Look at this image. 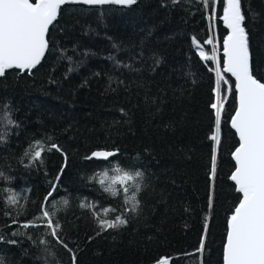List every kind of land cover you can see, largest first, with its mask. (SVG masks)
I'll list each match as a JSON object with an SVG mask.
<instances>
[{
    "label": "trees",
    "instance_id": "trees-1",
    "mask_svg": "<svg viewBox=\"0 0 264 264\" xmlns=\"http://www.w3.org/2000/svg\"><path fill=\"white\" fill-rule=\"evenodd\" d=\"M241 5L254 70L264 77V0ZM223 7L217 0L212 19L211 7L200 0L66 4L50 27L41 64L31 74L10 70L0 77L2 264H72L45 229L21 227L40 215L61 169L53 219L78 264H155L161 256L174 258L172 264H198L200 254H184L195 253L205 233L204 264H220L226 218L239 197L228 178L237 141L228 125L234 94L222 113L213 178V74L192 38H207V17L220 48ZM35 141L59 150L33 161L26 153ZM96 148L118 155L111 163L88 159ZM117 168L143 173L134 211L123 191L112 196L104 190L110 180L99 183L105 171L110 178ZM12 193L18 194L16 205L7 204ZM63 199L67 206L59 203ZM118 215L128 223L97 235L98 219Z\"/></svg>",
    "mask_w": 264,
    "mask_h": 264
},
{
    "label": "snow or ice",
    "instance_id": "snow-or-ice-1",
    "mask_svg": "<svg viewBox=\"0 0 264 264\" xmlns=\"http://www.w3.org/2000/svg\"><path fill=\"white\" fill-rule=\"evenodd\" d=\"M136 2L137 0H0V77H5L10 70L31 74L41 64L50 47V27L57 21L63 5L130 6ZM177 2L178 0H173V3ZM200 3L206 9L211 7L210 18L214 19L217 0H200ZM220 19L228 30L222 42V58L218 47L219 41L215 36H210L203 42L193 37L192 43L203 61L214 62L212 70L216 77V99L210 107L215 114V130L209 137L215 145L211 156L213 178L216 175L217 152L221 145L222 113L225 110L227 97L235 94L234 114L230 118V126L238 137V146L231 153L235 163L234 171L229 178L234 182L235 190L240 194V198L227 220L222 259L223 264H264V77L258 78L254 70L241 0H225ZM203 45L212 46L210 54L204 50ZM226 74H230V77ZM230 78H234V81ZM222 85L226 86L223 94ZM8 123L14 122L9 119ZM53 148L59 150L55 144L46 146L43 141H35L26 155H31L33 161H42V154ZM117 155L118 150H98L92 152L87 158L103 159L111 163L109 158H115ZM116 171L118 174L110 178L105 171L99 183L104 185L106 180H110L104 190L112 196L123 191L125 202L130 200L134 211L139 203L136 193L140 191V184L137 178H142L143 173L138 170L132 173L120 168ZM62 175L63 169L50 183L49 191L42 202L40 215L33 221L25 222L21 227L45 229L71 254L72 264H78L75 251L69 248L60 237L59 221L53 219L55 212L52 209L58 203L54 193L59 191ZM129 183L132 184V189L129 188ZM8 191L11 192V189ZM130 191L132 194L129 197ZM17 203L18 194L12 193L8 197L7 204L16 205ZM59 203L67 206L68 201L63 199ZM81 207H89V205L82 203ZM16 223L17 221L13 219V224ZM127 223V219L120 215L114 220L98 219L97 235ZM16 234L13 233V235ZM205 239L206 233L196 252L184 255L198 253L200 254L198 264H204ZM9 243L14 244L16 241L12 240ZM40 243L47 242L41 239ZM173 259L162 257L157 259L155 264H172ZM0 264H2V258H0Z\"/></svg>",
    "mask_w": 264,
    "mask_h": 264
},
{
    "label": "water",
    "instance_id": "water-1",
    "mask_svg": "<svg viewBox=\"0 0 264 264\" xmlns=\"http://www.w3.org/2000/svg\"><path fill=\"white\" fill-rule=\"evenodd\" d=\"M67 5H82V4H67ZM83 6H86V7H90L89 5H83ZM112 6H115V7H129V6H119V5H112ZM131 6V5H130ZM224 6H225V0H224ZM222 14H223V10H222ZM222 14H221V16H222ZM222 23H223V21H222ZM223 25H224V23H223ZM225 26V25H224ZM225 28H226V26H225ZM227 33H228V30H227V28H226V31H225V33H224V35H223V37H222V39H221V43H220V48H219V51H220V55H221V58H222V42H223V38H224V36H226L227 35ZM229 77H230V74H227ZM214 86H216V79H215V76H214ZM231 80L232 81H234V78H231ZM234 94V93H233ZM234 97H235V94H234ZM234 107H235V98H234ZM234 107H233V109H232V111H231V113H230V115H229V117H228V125H229V127L231 128V126H230V118H231V116L234 114ZM213 112H214V110H213ZM214 116H215V114H214ZM215 119V118H214ZM232 129V128H231ZM214 130H215V122H214ZM213 130V131H214ZM233 130V132H234V134H235V130L234 129H232ZM235 137H236V144L232 147V149L230 150V152H229V156H230V158H231V161H232V167H231V169H230V171H229V173H228V178L230 177V175H231V173L234 171V160H233V158H232V156H231V153L234 151V149H235V147L236 146H238V137L236 136V134H235ZM98 150H106V151H112L113 149H105V148H96V149H94V151H98ZM93 151V152H94ZM97 159V158H96ZM99 160H103V159H99ZM229 180H230V178H229ZM231 181V180H230ZM232 183H233V186H234V188H235V184H234V182L233 181H231ZM239 198H240V194H239V197H238V200H239ZM238 200L236 201V203L234 204V206L238 203ZM234 206L232 207V210L234 209ZM232 210L230 211V213L228 214V216H227V218H226V222H225V232H224V237H223V242H222V247H221V262H220V264H223V259H222V253H223V244H224V242H225V238H226V231H227V220H228V217L231 215V212H232Z\"/></svg>",
    "mask_w": 264,
    "mask_h": 264
},
{
    "label": "built area",
    "instance_id": "built-area-1",
    "mask_svg": "<svg viewBox=\"0 0 264 264\" xmlns=\"http://www.w3.org/2000/svg\"><path fill=\"white\" fill-rule=\"evenodd\" d=\"M206 17V16H205ZM206 24H207V38H209L211 35H210V31H209V27H208V20H207V17H206ZM206 38V39H207ZM209 47H210V49H209ZM209 47H208V52H209V54L211 53V48H212V46L211 45H209ZM210 63H211V67H210V69H211V71H212V74H213V79H214V72H213V70H212V68L214 67V62H211L210 61ZM213 82H214V80H213ZM213 85H214V83H213ZM215 87L216 86H214V93H215Z\"/></svg>",
    "mask_w": 264,
    "mask_h": 264
},
{
    "label": "rangeland",
    "instance_id": "rangeland-1",
    "mask_svg": "<svg viewBox=\"0 0 264 264\" xmlns=\"http://www.w3.org/2000/svg\"><path fill=\"white\" fill-rule=\"evenodd\" d=\"M208 27H209V31H210V35H211V33H212V26H211V23H209V21H208ZM208 47H209V45H208ZM209 49H210V47H209ZM162 257H164V256H161L160 258H162Z\"/></svg>",
    "mask_w": 264,
    "mask_h": 264
},
{
    "label": "bare ground",
    "instance_id": "bare-ground-1",
    "mask_svg": "<svg viewBox=\"0 0 264 264\" xmlns=\"http://www.w3.org/2000/svg\"><path fill=\"white\" fill-rule=\"evenodd\" d=\"M196 51H197V53H198V50L196 49ZM214 72V71H213ZM214 76H215V72H214ZM215 79H216V77H215Z\"/></svg>",
    "mask_w": 264,
    "mask_h": 264
}]
</instances>
